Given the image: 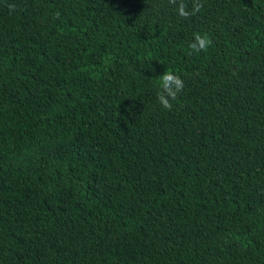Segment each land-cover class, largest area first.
I'll use <instances>...</instances> for the list:
<instances>
[{
  "label": "trees",
  "instance_id": "1",
  "mask_svg": "<svg viewBox=\"0 0 264 264\" xmlns=\"http://www.w3.org/2000/svg\"><path fill=\"white\" fill-rule=\"evenodd\" d=\"M202 3L0 0V264H264V0Z\"/></svg>",
  "mask_w": 264,
  "mask_h": 264
},
{
  "label": "clouds",
  "instance_id": "2",
  "mask_svg": "<svg viewBox=\"0 0 264 264\" xmlns=\"http://www.w3.org/2000/svg\"><path fill=\"white\" fill-rule=\"evenodd\" d=\"M169 5L173 6L176 14L183 19H190L191 17L202 12L204 4L202 0H192L191 9L188 8L185 0H168ZM10 14L16 10L15 4H8ZM58 15V14H57ZM212 41L206 33H196L194 38L189 42V55L195 53L199 55L201 52H207ZM157 99L158 103L163 109L172 110V101L176 100L185 88V82L182 77L172 70H167L159 77L157 84Z\"/></svg>",
  "mask_w": 264,
  "mask_h": 264
}]
</instances>
